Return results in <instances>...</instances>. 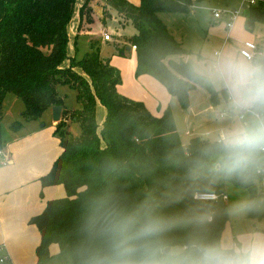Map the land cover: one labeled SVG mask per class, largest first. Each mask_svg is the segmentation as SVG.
I'll list each match as a JSON object with an SVG mask.
<instances>
[{
    "label": "trees",
    "instance_id": "trees-1",
    "mask_svg": "<svg viewBox=\"0 0 264 264\" xmlns=\"http://www.w3.org/2000/svg\"><path fill=\"white\" fill-rule=\"evenodd\" d=\"M103 1L101 21L111 10L135 29L126 44L135 52L137 77L154 78L181 109L188 108L189 93L197 87L205 89L215 105L224 100L211 88L190 82L182 60L190 51L175 41L159 18L162 13H187L206 0H139L138 7L125 0ZM74 6L75 0H0V124L7 95L22 101L21 118L26 123L37 122L53 107H62L61 119L53 126V135L60 134L61 152L39 182L43 189L62 187L64 196L47 201L44 210L30 219L40 235L37 263L68 254L71 264H81L86 249L102 246V241L85 230L102 202L133 211L151 201L158 215L175 222L161 237L168 245H181L193 236L221 240L228 222V186L245 191L246 201H261L264 176L242 184L196 173V162L204 158L210 141L193 138L184 148L170 110L154 116L142 103L120 95V72L97 52L62 67L66 27ZM79 14L78 33L91 25V7L85 3ZM243 15L249 25L264 24V0ZM57 85L75 91L79 110H65ZM96 103L105 110L100 130ZM68 121L79 126L78 137H65ZM21 127L18 122L10 125L14 132ZM3 146L0 134V151ZM200 194H213L217 199L200 202L195 199ZM245 214L261 221L264 208ZM50 245L58 248L54 256L48 252Z\"/></svg>",
    "mask_w": 264,
    "mask_h": 264
},
{
    "label": "clouds",
    "instance_id": "clouds-1",
    "mask_svg": "<svg viewBox=\"0 0 264 264\" xmlns=\"http://www.w3.org/2000/svg\"><path fill=\"white\" fill-rule=\"evenodd\" d=\"M185 64L191 83L223 96L230 119L212 134L194 171L214 180L255 183L264 176V53L227 47L193 53ZM259 208L264 200L243 201L234 212ZM174 224L158 215L151 201L133 211L102 202L85 230L103 244L86 249L81 264H264V231L214 241L193 236L168 245L161 237Z\"/></svg>",
    "mask_w": 264,
    "mask_h": 264
},
{
    "label": "crops",
    "instance_id": "crops-1",
    "mask_svg": "<svg viewBox=\"0 0 264 264\" xmlns=\"http://www.w3.org/2000/svg\"><path fill=\"white\" fill-rule=\"evenodd\" d=\"M104 7L105 2L102 0L100 18L104 16ZM107 15L110 17L109 13ZM255 25H249L242 15L237 19L232 30L228 32L223 20L214 19V24L210 25L203 47L197 52L188 50L190 53L185 55L184 62L193 53L227 47L241 49L244 42L254 41L264 53V39L261 38L259 30L256 31L254 28ZM89 26L83 27L81 31L89 30ZM111 64L118 69L121 75L122 81L118 87L120 95L131 101L142 103L146 110L154 116H160L166 109L170 110L184 148L193 138L211 141L213 133L230 123L227 115L219 116L224 112L222 108L224 100L221 99L219 104H213L209 93L201 87L189 93V106L187 109H181L178 101L170 96L154 78L147 75L138 77L135 75L136 57L134 59L130 56L128 61L116 59ZM123 66L127 67V70ZM126 79L129 84L126 83ZM51 121H53L52 117ZM21 122L23 126L24 124L33 126L34 123H26L23 120ZM54 125L53 121L50 128L52 131L35 130L34 127H28L24 131L25 135L21 137L20 132L25 130L22 126L19 131L15 132L19 137L12 138L6 144L3 141L4 146L0 151L4 156L0 160V245L4 248L1 255L6 262L12 261L13 257L17 258V255L24 256L29 264L37 262L35 249L40 242V235L37 229L29 224L30 219L44 210L47 201L64 196L62 187L54 186L43 189L39 182L40 178L49 172L61 152L59 140L53 135ZM4 161L6 165H3ZM263 229L253 228L252 230ZM236 236L238 235L232 236L229 230L228 233L224 231L221 239ZM16 262L19 261L16 259Z\"/></svg>",
    "mask_w": 264,
    "mask_h": 264
},
{
    "label": "rangeland",
    "instance_id": "rangeland-1",
    "mask_svg": "<svg viewBox=\"0 0 264 264\" xmlns=\"http://www.w3.org/2000/svg\"><path fill=\"white\" fill-rule=\"evenodd\" d=\"M125 1L134 7H138L139 5V0ZM247 2L248 1L246 0H206L197 4L195 7L190 8L187 13H162L159 15V18L163 21L169 33L182 48L197 52L204 45V40L208 34L210 25L214 24L213 12H239L243 15L244 11L248 9ZM85 3L91 7L92 24L89 26V30H83L78 33L77 29L80 19L79 12ZM101 9L102 0H75L73 13L66 27L67 43L65 46V59L61 65L62 67L71 66L72 60H74V63L78 62L92 51L97 52L101 59L108 60L110 64L113 60L116 61V59L128 61L130 56L135 59V52L132 50L127 51L128 46L126 44V38L135 34L133 26L130 22H125L120 19L117 14L111 10H109L110 17H106L104 21H101ZM83 23H87L85 17H83ZM254 28L256 31L259 30L261 38L264 39V24H256ZM104 34L112 36L110 42L107 43L103 41ZM184 57L185 56L182 57L183 61ZM174 59L177 61L178 57H174ZM111 66L113 65L111 64ZM123 68L126 69L127 67L123 66ZM78 71L79 74L83 75L80 70ZM126 83L129 84L127 79ZM56 90L59 97L63 100V105L66 111L75 112L80 109V104L76 100V93L73 89L65 85H57ZM99 105L100 104L96 103V124L100 130V127L105 120V110ZM23 108L24 105L20 99L12 95H7L5 97L0 124V134L5 144L10 142L14 137H19V135H21V137L24 136V131H26L28 127H34L35 130H51L50 128L52 127L53 122L51 121V109L47 110L38 122H34L32 124L33 126H28L26 124L23 126L21 122L22 119L20 118V112ZM14 122L21 123L25 129L20 132L19 135H16L15 132L10 129L9 125ZM79 135V126L72 121H68L65 137H78ZM54 137L59 138L60 134H55ZM227 193L229 198L226 201L228 205V222L224 228L226 233L230 230L232 236H235L250 231V229L252 230L253 228H264V219L261 221L250 220L246 217L245 213L237 214L234 212L235 205L246 201L247 197L245 191L233 186H228ZM48 250L49 254H52L51 256L58 253L56 245H50ZM0 256L3 257L1 254ZM16 259L19 261L18 263L16 262ZM14 260L17 264L28 263V260L25 259L24 256L17 255V258L14 259L13 257L12 261L10 260L3 264H15ZM33 264L38 263L35 261ZM43 264H71V261L68 254H66L62 257H55Z\"/></svg>",
    "mask_w": 264,
    "mask_h": 264
},
{
    "label": "built area",
    "instance_id": "built-area-1",
    "mask_svg": "<svg viewBox=\"0 0 264 264\" xmlns=\"http://www.w3.org/2000/svg\"><path fill=\"white\" fill-rule=\"evenodd\" d=\"M248 1V7H252L255 6L256 3L258 2V0H246ZM242 15V13L239 12H213V18L215 20H223L224 21V25H225V29L230 32L235 24V22L237 21V19ZM112 39V36L109 35H103V41L105 42H110ZM241 52H255L257 54L263 53L257 43L253 42H244L243 43V48L240 49ZM225 112H222L219 114V116H225ZM0 157H4L1 153H0ZM3 165H6V161L3 162ZM195 199L197 201L200 202H211V201H215L217 198L215 195L213 194H200V195H196ZM225 200L227 201V198L225 197ZM4 250L3 246L0 245V254L2 253V251ZM6 262V259L0 256V264H3Z\"/></svg>",
    "mask_w": 264,
    "mask_h": 264
},
{
    "label": "water",
    "instance_id": "water-1",
    "mask_svg": "<svg viewBox=\"0 0 264 264\" xmlns=\"http://www.w3.org/2000/svg\"><path fill=\"white\" fill-rule=\"evenodd\" d=\"M127 51H130V48H127ZM52 112V119L55 123L59 122L61 119V114H62V107H53L51 108Z\"/></svg>",
    "mask_w": 264,
    "mask_h": 264
}]
</instances>
